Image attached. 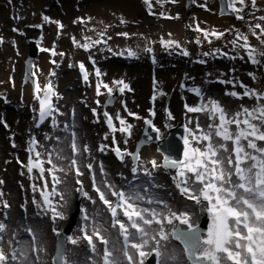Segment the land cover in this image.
<instances>
[{"label": "snow or ice", "instance_id": "snow-or-ice-1", "mask_svg": "<svg viewBox=\"0 0 264 264\" xmlns=\"http://www.w3.org/2000/svg\"><path fill=\"white\" fill-rule=\"evenodd\" d=\"M157 3L160 0H156ZM168 2H176V0H168ZM257 0H251L252 7H256ZM144 3L151 10V0H144ZM245 0H228L227 7L236 14L237 19H243V7ZM203 7V5H202ZM43 19L50 22L47 16ZM264 20V16L260 17ZM59 23V22H56ZM121 23L125 21L121 20ZM62 28L63 25H60ZM261 29V38L264 40V26L255 25ZM15 30V29H14ZM197 31H202L197 28ZM123 35H127L124 33ZM220 38L223 33L211 32L205 33ZM243 39L244 43L240 47L248 50V38L242 33L232 41L234 46L237 40ZM99 43V41H97ZM174 42H167V46H171ZM88 48L89 45H83ZM176 47H179L177 44ZM47 51V49H42ZM151 51V49H146ZM255 49L248 50V59L253 64H259L254 53ZM56 53L53 52V55ZM184 56H188L187 51H183ZM129 57L136 55L135 52L129 50ZM204 55H209L205 53ZM264 57V49L259 53ZM81 72L84 73V79L88 80L83 63L80 64ZM96 75H101L96 70ZM255 78V77H253ZM115 83L122 85L120 92L128 88L123 81ZM221 83H231V81H221ZM111 94L112 89L108 85H103ZM245 90L244 97H255L259 104L251 111L242 107L241 111L230 114L229 110L216 100H209L206 104L201 103L198 106L185 105L188 113H204L213 121L203 128L198 119H189L184 125L183 140V159L172 160L165 157L163 167L174 169L176 175L173 176L175 187L179 190L181 196L187 200L193 201L201 211L207 212L210 223L206 234L201 233L199 226L193 221L192 213L188 210L176 211L162 198L147 195L149 189H144V194L139 191L117 190V187L105 180L98 184L94 175L93 163L89 162L84 167L91 174L92 192L84 190V181L82 177L85 172L78 166L75 158L79 149L76 144V133L72 132V167L75 168L76 181L79 185L76 189L83 197L88 199L92 204L98 201L103 204L104 211L110 214V226L98 219L103 212L97 210L90 218L87 210L81 208L83 214L82 219L85 226L79 229L82 235L67 236L66 241L73 246H79L81 242H86L87 248L93 254L91 264H145L149 257L154 256L156 264H185L183 257L187 258V264H264V93L254 92L245 85H241ZM41 89L36 85V98L39 100V119L41 122L46 118H52L53 128L57 132H67L69 125H65L60 129L57 126L55 113L57 107L53 105L51 99V85L49 84L43 96H40ZM197 96H201L199 89H193ZM100 94V84H97V95ZM233 98H240L235 92L226 93ZM95 114V109H93ZM134 115V113H129ZM150 115H155L150 112ZM108 121V127L112 131H119L131 136L133 125L127 123L118 115L121 127L116 129L112 124L113 117L107 112L104 113ZM136 119H141L136 116ZM168 119H174L172 114L168 113ZM216 120L219 123H216ZM2 123V121H0ZM144 124L152 128V131L159 133V129L155 127L151 119H145ZM194 124V127L192 126ZM231 125H235V131L231 129ZM5 127L7 125L5 124ZM53 136L57 142L60 136L54 132L52 135L45 136V139L52 143ZM161 137L157 135L156 139ZM218 138V139H216ZM115 143V139H113ZM38 142L35 138L30 141L29 151L34 150ZM106 146L102 145L100 151L103 152ZM83 151L90 153L91 149L85 145ZM53 152H56L53 159ZM47 153V160L43 159ZM116 156L123 160L128 153L122 152L120 148L115 149ZM133 160L137 162V167L132 169L136 173L139 167V156L131 154ZM63 157L62 150L57 151L55 145L51 152L45 147L44 153L36 151L35 157H29L26 165L29 174L34 170L40 172V178L45 181L44 186L40 189L41 200L33 199L32 203L40 209L44 215L50 213L51 220L55 224L57 220H64V204L56 205L53 201L54 196H58L60 200H65L64 194L58 191V185L63 183L58 172L68 175L64 167L60 166L57 161ZM89 159H91L89 157ZM152 169L161 167L155 160L149 162ZM46 164L49 165L46 167ZM102 175H106L103 164L100 166ZM146 175L151 172L145 169ZM51 176L52 185L49 190L47 177ZM4 181L0 180V184ZM33 191L36 186L33 185ZM3 193L0 192V197ZM115 197V200L112 199ZM67 201L65 200V204ZM3 208L8 209L10 205L5 201ZM40 213H38L39 215ZM91 219L89 230L88 221ZM186 225V229H182L179 225ZM109 227L118 228L119 236L122 237L123 244L120 248L115 245L109 247L110 240L104 235L109 231ZM169 227L171 231H169ZM53 232L57 236L56 255L52 259V264H78V261H69L66 256L64 247L65 240L60 239L62 234L53 227ZM25 231L31 236V241L25 243L15 239L17 232L13 233V239L9 241V249L6 250L0 246V264H44L42 253L46 252L43 244L38 243L36 232L31 228ZM8 232V225L0 222V242H3L4 234ZM172 240H177L183 245L182 253L172 246ZM99 242V245L97 244ZM15 243L19 247H12ZM102 246V251H101ZM33 253L35 256L33 257ZM123 257V260L121 259ZM151 264V261H149Z\"/></svg>", "mask_w": 264, "mask_h": 264}, {"label": "rangeland", "instance_id": "rangeland-1", "mask_svg": "<svg viewBox=\"0 0 264 264\" xmlns=\"http://www.w3.org/2000/svg\"><path fill=\"white\" fill-rule=\"evenodd\" d=\"M28 2L26 12L21 13L20 10L18 15H15V8L12 4L2 5L0 4V21L3 18H8V23H4V25H1L3 22L0 23V29L2 34L6 37H12L15 38L14 40L8 39V42H13V57L15 58L13 67H11V71L9 74V78L7 81V91L10 92L9 88L14 86V90L16 88V91L13 90V92H10V96L8 98L5 97L4 88L2 87L0 89V180L4 181L3 184H0V192L3 193V196L0 197V208L3 213V222L8 225V232L4 234L3 242H1V246H3L6 250L9 249V241H11V237H13V233L17 232L18 235H16L15 239L20 240L25 243V246H27V243L31 241V236L28 235V233L25 231L26 228L32 227V225H27L30 223L35 224L36 220L38 218L37 211L34 210L35 204L32 203V199L28 198L26 193L24 192V178L23 177V150H22V142L24 137H26L30 133V126L32 123V111L31 108L27 106L25 102H23L22 91L17 87L18 85H21L20 78H21V71H22V65L23 60L25 57V52L27 49V45L25 44L23 46V41L25 40V37H29L32 34V31L30 30V23L29 19L33 16V14L36 11H39L41 8V3L39 4H32L31 1L26 0ZM45 1V0H44ZM56 0H51L52 4ZM88 0H80L79 5L83 4V2H86ZM185 1V0H184ZM139 3L138 8L128 10L126 12H120L115 13L113 15V18L111 20V24L114 29H118L122 31V35L126 33L127 35L130 34L132 38H134L140 45V48H143V50L140 51L139 57L141 62L144 64V60L147 58V53L149 51H146V48L150 46V38L153 36L155 31L151 30V27L154 26V20L156 18V15L153 13H149L147 10V6L144 3V0H137ZM194 3V0H193ZM261 6L258 10H252L251 12H248L246 15V19L242 22L243 24H247L250 22V17L253 18V20H258L255 18V15H261L264 14V2H260ZM193 6V4H192ZM192 8V7H191ZM190 8V9H191ZM185 9V6H184ZM187 10V9H186ZM183 12V11H182ZM218 12L220 11V8L218 6ZM44 14V11L41 12V15ZM234 15V13L232 14ZM11 16V17H10ZM59 14H54L52 16L48 14V18L53 23L56 21V19L59 18ZM75 14H72L71 16H66V19L69 21L67 24L68 28H64L62 33L58 36V46H59V54H58V62L59 67L56 69L55 77H54V83H55V90H56V98H55V104L54 106L57 107V112L55 113V119L57 121V126L62 129L65 125H69L67 132H57L56 129L50 128L51 132L47 135H52L54 132L56 135L60 136V141L57 142L55 140V136H53L52 143H50L49 146H47V149L49 152L53 150V146L55 145L57 151L62 150L63 157L60 161H57V163L64 167L65 170L68 172V175L71 173H75V168L72 167L71 161L73 158V152H72V132L73 130L76 133V144L79 149V152L76 154V159L78 161V166L81 167V169L85 172V175L82 177L84 181V189L85 191H88L89 193L92 192L91 188V181L89 180L88 171L84 167L87 163L91 162L94 166V175L96 177V181L98 184L102 183L103 181L107 180L111 183H113L117 190H125L129 191L130 188L132 190L139 191L141 194H144V189H149V193L147 195H151L154 197H159L164 199L170 207H172L171 202L174 200V195L172 191L174 190L175 184H172V178L175 175L174 171L163 169L162 167H159L157 169H152L151 164L149 163L152 160H155L160 165V156L155 151V148L153 145L142 147L139 152V167H138V174L134 176L135 178L132 179V182L130 185H126V187L123 185V183L127 180V178H131L133 174H128L126 171V165L130 162L129 159V152L133 149V141L135 142L136 138L133 141H130V136H128L126 133H123L118 143H124L126 144L125 149L128 152L127 160L122 164H116L114 162L110 161V156L108 154L107 149H104L103 152H101L99 149L100 147H94V138L93 133H90L89 137L85 135V133L88 134V128L85 126V119L92 120L94 126L100 127V122L98 118L91 116L89 114V109L92 107L88 102V94H83V92L79 89L76 75L74 73V60L84 61L87 58V53L83 50H80L79 48L82 47V44H80V37L84 34V24L81 22V20L76 24L74 23L76 18L74 19ZM244 19V18H243ZM64 20V19H63ZM121 20L125 21V23H121ZM149 20V21H148ZM65 21V20H64ZM66 22V21H65ZM185 27V30L188 34H193V29L191 27H188L187 24H183ZM15 29V30H14ZM48 29V26H47ZM49 32V29H48ZM236 30H229L226 32L225 37L230 38L234 35ZM245 36L248 38V44L252 43H258L261 38V31L255 32L254 35H251L248 31H242ZM41 33V36L39 37V41L41 44H44L47 41V34ZM51 34V33H50ZM124 35V36H127ZM203 42L205 44H209L210 41H207V39L202 38ZM19 41L18 45L17 42ZM97 42V41H96ZM6 45L7 41H6ZM9 52V55L12 54ZM5 53L2 55L0 54V57L4 56ZM8 57V55H7ZM6 57V58H7ZM223 57V58H222ZM233 57H236L238 59L237 63H232ZM100 56H98V59ZM220 60L216 65L218 67L225 66V67H242V70L244 72H247L250 67H253L252 64L248 63L247 61V55H234V56H219ZM260 58L263 59L262 56ZM9 59V58H7ZM21 59V60H20ZM5 60V59H4ZM3 60V62H4ZM97 63V58L93 57L90 62V66L93 69L95 68V64ZM164 63L166 67H160V69H156V72L161 74L165 70L169 69L170 67H173L168 59L164 60ZM232 63V64H231ZM103 68L105 69L104 73V82L107 83L112 80V76L114 73L119 72V70H129L130 68H133L136 66V64L131 65L129 62H120L118 61L117 56L115 55L112 58V63L103 62L101 63ZM192 61L187 62L186 65L183 67H189L191 66ZM231 64V65H230ZM112 67L115 69H112ZM140 67V66H137ZM146 69V67H143ZM2 70L1 64H0V71ZM143 73V72H142ZM155 76V74L151 71L147 72L145 74L143 79L146 77L148 80L149 77ZM181 78V77H180ZM102 79V78H101ZM117 81H124V79L119 78ZM119 86V84L114 83L112 86H108L109 88L114 91V89ZM122 87V85H120ZM176 87V86H175ZM231 87L237 88L236 83H232ZM254 92H258L259 86L252 85L249 87ZM104 94L108 90L104 88ZM131 90V89H130ZM129 88L125 89L123 92H121L118 99H122V96L125 94H129L127 98L126 105H124L123 109L124 112L122 113V116L124 120L128 121V115L129 111L134 112L135 109H137L139 112H141L139 119V125L143 123L144 119H151L155 125L156 128L159 129V135H164L166 131L172 127L175 124V118L179 116V107L184 106V102L182 101L183 96L179 89L176 90L177 92L174 93V83L170 85V94L169 96L164 98V94L156 92L155 96L157 99L164 100L162 110L164 112H172L174 113V119L170 122H167L165 125H161L158 121V119L154 118L153 115H150V112L152 110L150 108H143L144 105V98L143 96L142 100L138 97L137 91L139 89H134L130 92ZM133 93V94H132ZM132 94V96H131ZM184 94V93H183ZM250 98V97H247ZM117 99V100H118ZM116 100V102H117ZM136 101V102H135ZM114 102L112 105L103 106L104 101L100 103L99 106H101V110L96 109L97 115H101V113L107 112L108 108L113 107ZM94 108V107H93ZM110 111V110H109ZM205 120H210L208 116H206L203 113ZM30 120V124L26 125V121ZM5 124L7 127H5ZM92 125V123H90ZM138 125V127H139ZM90 126V125H89ZM121 126V125H120ZM91 127V126H90ZM89 131H92V128ZM140 132V129L138 130ZM137 132V134H138ZM46 135H44L45 138ZM43 140V139H42ZM85 145H87L90 149V153H85L83 151ZM45 150V146H44ZM43 150V151H44ZM47 154V153H46ZM56 152H53V159H55ZM89 157L91 159H89ZM48 156L46 157V159ZM159 158V160H157ZM68 162V163H67ZM69 164V165H68ZM103 164L104 170L106 175H102L100 171V166ZM71 166V167H70ZM119 168V169H118ZM140 168V169H139ZM145 169L149 170L151 172V175L145 174ZM164 171V173H162ZM57 175L60 177V179L63 181V183L58 186V191L62 192L64 194L65 200L67 203L65 204V200H60V198H56V205L64 204V220H57L54 225L49 226L46 224V229L38 228V230L34 231L37 234L38 243L43 244L44 248L46 249L45 253H42V260L45 261L50 256V251L53 248V227H55L58 230L63 228L67 221V217L69 213L73 210V203H74V187L73 183L70 180L68 175H64L63 172H58ZM123 177H127L126 179H122ZM162 176L168 180L171 184V197L166 196L164 194V186L161 187L162 184ZM79 185H77L75 188L77 189ZM73 196V198H72ZM26 199V203L24 204V200ZM7 202L10 205V208L4 209L3 203ZM25 205H29V207H26ZM188 205L187 207H189ZM82 208L87 210V213L89 217L91 218L96 211L99 209L103 212V215L98 217L99 220L103 221L106 226H110V223L107 220L106 211H104V206L99 201L94 205L92 204L88 199H84L82 201ZM184 210H188L187 208H184ZM189 211V210H188ZM190 212V211H189ZM29 214V215H28ZM35 220V221H34ZM91 219L87 222L89 225H91ZM197 223V222H195ZM85 226V221L78 222L74 230L72 232L71 236H74L76 233H79L82 235V233L79 232V229L81 227ZM110 228V227H109ZM113 235L110 236L109 232H104V235L110 240L109 247H112L115 245L116 248H120L118 239H117V232L112 228ZM173 242V243H172ZM170 245L171 247L174 246L179 253H182L183 249L182 247L176 243L174 240H172ZM86 242H81V244L78 246L81 248L82 253H78L76 250L72 251L75 253V261H78V264H91V259L95 258L93 257V254L90 252V250L85 245ZM97 244L99 245V242L97 241ZM73 245L68 244L66 250L68 248H71ZM12 247H19V245H16L15 243L12 244ZM102 251V246H101ZM33 257L35 256V253L32 254ZM67 256V252H66ZM123 260V257H121ZM185 260V264H187V260L185 257H183ZM126 264V262H125Z\"/></svg>", "mask_w": 264, "mask_h": 264}, {"label": "bare ground", "instance_id": "bare-ground-1", "mask_svg": "<svg viewBox=\"0 0 264 264\" xmlns=\"http://www.w3.org/2000/svg\"><path fill=\"white\" fill-rule=\"evenodd\" d=\"M29 1H31V3L35 5L39 4L40 2L41 4H45L46 12L47 14L51 15V20L53 19L52 16H54V14L60 15L59 18L56 19L54 23L52 21L53 24L51 25L53 29V34L54 35L58 34L56 39H54V41L56 40L57 46L55 44L56 47L54 48L50 46L53 43L48 42L46 44H41V42H38L40 49H43V47L44 49H46L48 47L53 49V51L51 52V56L47 57L45 53L43 52L42 54L40 50L37 57H34L33 71L39 74H43V72L48 69H54V66L50 64L49 60L54 57L53 52L56 51L58 58V54H59V46H58L59 42H57L58 36L60 33H62L65 27L68 28L67 24L69 23V21L66 19V16H71L72 14H75L74 19L76 18V20L74 23L77 24L81 20V22H83L85 27L83 36L79 38L80 44L82 42L89 41L91 50L95 53V56L97 58L96 68L103 75V79H102L103 81L105 79L104 77L105 69L103 68L101 63L105 61L106 62L109 61V63H112V58L115 55L117 56L118 61L120 62H129L131 63V65L136 64L135 67L130 68L129 70L126 71L119 70V72L114 73L112 76V80L105 84L108 86H112L119 78L121 79L123 78L125 81L124 83L128 85L129 89H131L130 92L133 91L134 93V89H139L137 91L138 97L140 95L139 98L142 100L143 96H145L144 98L145 106L143 108L144 109L151 108L152 110H154L155 115L153 117L158 119L161 125H165L167 122L172 120V119H168L167 112L162 111V105L164 102L163 99L169 96L170 94V85L174 83V93L177 92L175 85L178 80H183L184 87L182 92L184 94L182 93V95L185 104L190 106H198L201 103L206 104L209 100H216L220 102L221 105L224 106L226 109H228L230 114H234L237 111H241L242 107H246L251 111L254 107H256L259 104V101L255 97L247 98L243 96V92L245 89L241 87V85H245L248 88L251 87L252 85H257L259 86L258 92L264 93V59H260L259 57L260 51L264 49V41L259 42V46L255 43L251 45L249 44L250 48L248 50L251 49L256 50L254 55L256 56L257 60L260 61V63L253 64L247 58L248 63L252 64L253 66L250 67V69L247 72H244L242 70V67H225V66L218 67L216 65V63H218L223 58L222 57L220 59L218 56H227V55L232 56L237 54L248 55V50H246V52L241 51V49L243 50L245 49L243 47H240V45L243 44L241 43L242 39L237 40L236 46L232 44V41L236 40L237 36L242 32L236 33L232 38H220V39L212 35H208L207 37H205V33H211L213 31L217 33H221L226 29L234 28L240 31L242 30L249 31L253 35L255 32L259 31L260 29V28H256L255 25L253 27H250V25L243 24L240 20L236 18V15L228 16L227 14L219 13L217 0H194V6L188 13L182 12L181 9L184 0H176V2L174 3L168 2V0H160L159 3H157L156 0H151L152 7L151 10H149V7L147 6L148 10L150 12H158L160 14H163L165 20H158L157 24L151 28V30L155 31V33L150 38V46L149 47L146 46V48H150L151 51L147 53L146 55L147 60H144V64L141 62L139 57L140 51L143 50V48H140L139 43L134 38H132L130 34H128L127 36L122 35L123 32L118 29H114L111 24L113 15L116 12L117 13L126 12L128 10L138 8L139 4L136 0H88L86 2H83V4L81 5L78 4L80 0H56L53 2V4L51 0H45V1L29 0ZM0 4L5 6L7 4H12L15 8L14 11L15 15H18V13L20 12L22 14L26 12L25 10L27 8L28 2L26 0H0ZM259 5H260V0L259 2H256V7H259ZM237 7H243L244 9L242 13L243 16L247 14L250 10L256 8V7L255 8L252 7L251 0H245L244 6L237 5ZM262 16H264V14H261V17ZM39 18L40 17L38 15L34 19L37 20ZM7 20L9 21L7 17L3 18L0 21V23L3 22L1 25H4V23H8ZM35 21L33 22V26ZM183 21H185L189 27L194 29V34L190 35L186 33L182 23ZM256 24H260L264 26V20H261L259 18ZM60 25H63V27L61 28ZM45 26L43 21V27L41 31L45 29ZM198 27L202 31H197ZM38 33L39 32L36 31V34ZM201 37H204L208 41H213V42L207 45L203 43ZM95 39H99L100 41L99 43L96 44V46H93V42H95L94 41ZM1 41L2 43L0 45V54L1 55L3 53L5 54L4 56L0 57V64L2 67V70L0 71V85H2L3 82L7 79L9 69L11 68V67H7V65L9 64V62H11L10 59H12V57H10L8 53L10 52V50L8 49V47L6 48L4 46V40ZM169 41H172L174 43L171 46H167V42ZM17 43H19V41ZM177 44L179 45V47H176ZM24 45H25V41H23V46ZM129 50L135 52L136 55L133 57H129L127 55V52ZM183 51H187L189 55L184 56L182 54ZM205 53H209V55H204ZM98 56H100L99 59ZM6 57L7 58L10 57L9 60ZM165 59H168L169 63L173 67H170L169 69L165 70L163 73L159 74L156 72V69L158 68L160 69V67H166L164 63ZM233 59L234 60H232V63L236 64L237 59L235 58ZM189 61L190 62L192 61L191 66L189 65V67L187 68L183 67ZM9 66H11V64H9ZM143 67H146V69ZM112 69H115V67L114 68L112 67ZM88 71L90 72L89 68ZM144 71L145 74L149 71L154 72L155 77L152 80L151 79L147 80L146 77L143 79ZM76 77L79 83L78 76ZM221 81H231V83H221ZM233 82L237 84V88L233 89L231 87V84ZM53 86H54V82H53ZM18 88L23 93L22 96L23 102H25L30 108H33L35 115L36 106L29 99V83L27 82L26 85H23L22 87H17V89ZM81 88L83 89V91L80 88L79 89L83 92V94H85V92L88 91L87 102L90 105L96 107L101 101L102 84L100 85V94L96 99L97 101L91 99L90 87L86 88V86H82ZM193 89H199L201 96H197L196 93L192 91ZM9 90H11L10 92H13L14 86L9 88ZM14 91H16V88ZM232 91L237 92L240 95V98L239 99L233 98L229 95H226V93ZM10 92L5 93L6 98L10 96ZM156 92H159L161 94L163 93L165 95L164 98L162 100L157 99L155 96ZM128 96L129 94H125L126 102ZM55 98L56 95L54 99ZM107 113L109 112L107 111ZM130 113L135 114V116L129 115L127 121V123L133 125L132 133L130 136V140H132L134 135L138 131L139 119H136V116L140 117L141 112L135 109L134 112H130ZM99 119L102 125V115H100ZM189 119H193V120L198 119L201 126L205 129L207 128L208 124L213 123L211 119L205 120L203 113L194 114L187 112L184 120L188 121ZM51 120L52 118H48L36 131L38 133V139H40V143L38 142V151L42 153H44L43 151L44 146L47 147L50 145L49 141L44 138V135L50 133L51 129L53 128V125H51V127L47 126L48 122H51ZM177 120L182 121L183 119H181V117L178 116ZM28 123L30 124L29 118L26 121V125H28ZM90 123L91 120L85 119V126L88 128V134L85 133V135L89 137L90 133H93L94 147L96 146L98 148L101 147L102 145L106 146L104 149L107 148L108 154L110 156V161L116 163L110 154V148L114 145H117L113 143V139H115V142L118 141V138L120 135H122V133L117 130L114 131V133L111 136H105L103 125L99 127V126H94L93 122L92 125ZM216 123L218 124L219 121L216 120ZM114 124L116 126V129H119L121 127L120 123H118V119H116ZM192 126L194 127V124ZM89 127L90 129L92 128L91 132L89 131ZM230 127L233 131H235V125H231ZM31 130L32 133L35 131L32 127ZM40 137L43 140H41ZM157 153L161 158V153L158 151ZM46 157L47 154L45 153L43 157L45 161L47 160ZM24 158H25V154H24ZM125 158L122 160V163L125 161ZM157 160H159V158H157ZM47 166L49 165L46 164V167ZM138 171L139 170H137L136 173H133V176L131 178H127V180L123 183L125 187L126 185L131 184L132 179L135 178L134 176L138 174ZM24 173H25V159H24ZM69 173L70 174L68 176L70 180L72 181V183H75L76 181L75 173H71V172ZM162 178L163 180L161 187L163 186L165 187L164 194L166 196L171 197V185L168 183V180L166 181L164 176H162ZM25 186L26 184L24 179V187ZM58 186H60V184ZM25 193L28 196V198L29 197L31 198V196L28 194L26 189H25ZM172 193H174V191H172ZM56 198L58 197L57 196L53 197L54 203ZM31 199L38 200V198L34 196ZM188 201L189 200H187L186 202L185 200H182L180 198L178 199L174 196V200H172L171 202L172 205L171 208L176 211H183ZM25 203H26V199L24 200V204ZM189 203H191V201H189ZM190 205L192 209L191 213L193 214L192 219L194 222H197L203 211H201L200 208L194 204V202L193 204ZM25 206L29 207V205H25ZM34 210L37 211V213H40V209H38L36 206L34 207ZM0 216L2 217L1 211H0ZM39 218L45 220L43 221L37 219L36 221L34 220L36 222L35 224L30 223L27 225H32L33 230L34 229L38 230V228L40 229L43 227L47 231L48 228L46 227L45 223L52 221L51 218H49L48 215L42 217L40 214H39ZM1 222H3V220H1ZM112 231H113L112 228H109L108 232L111 237L113 235ZM76 235H80V234L76 233ZM12 239L13 237H11V240ZM0 246H1V242H0ZM74 250H76L80 254L82 253L81 248L78 246H72L71 248H68L66 252L69 261H75L76 255L74 252H72ZM47 259L44 261V264H46Z\"/></svg>", "mask_w": 264, "mask_h": 264}, {"label": "water", "instance_id": "water-1", "mask_svg": "<svg viewBox=\"0 0 264 264\" xmlns=\"http://www.w3.org/2000/svg\"><path fill=\"white\" fill-rule=\"evenodd\" d=\"M173 132L170 134L168 139H163V140H159L157 143L160 146V148L162 149L163 153H164V159L165 157L169 158V154H170V146H173V150L177 151L178 150V144L176 141L173 140ZM152 139H154L153 135L151 136ZM82 194L79 193V197L78 200L81 198ZM200 230H201V226H199ZM68 231V229L66 230Z\"/></svg>", "mask_w": 264, "mask_h": 264}]
</instances>
